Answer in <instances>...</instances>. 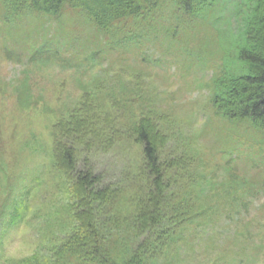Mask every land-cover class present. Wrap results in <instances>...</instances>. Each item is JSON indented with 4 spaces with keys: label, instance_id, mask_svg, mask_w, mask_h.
<instances>
[{
    "label": "rangeland",
    "instance_id": "1",
    "mask_svg": "<svg viewBox=\"0 0 264 264\" xmlns=\"http://www.w3.org/2000/svg\"><path fill=\"white\" fill-rule=\"evenodd\" d=\"M229 9L218 4L211 14L191 20L176 0H159L145 21L123 20L108 34L79 10H62L57 19L35 13L14 21L17 30L5 35V47L0 48V264H21L36 252L44 255L49 241L65 236L73 199L67 178L56 167L62 145L72 143L80 158L94 151L92 163L121 192L119 208L123 213L132 209V185L141 188L144 180L138 172L142 148L129 127L145 108L166 138L159 148L163 157L171 148L192 150L200 159L199 171L217 184L214 191L204 192L212 208L203 218H212L217 207L228 210L225 222L213 219L211 227L195 233L200 248L182 264H232L238 260L237 239L248 223L264 246V130L253 131L246 122L230 124L209 103L211 82L222 72L221 57H226L210 24L222 21L218 18ZM129 34L138 45L118 51L107 46ZM45 38L58 42L42 49L63 45L59 56H72L78 49L87 51L83 56L102 52L101 46L104 52L93 70L94 63H81L87 57L35 62L30 54ZM73 115L80 117L78 124L68 123ZM71 128L84 139H68L76 135L67 132ZM86 132L98 135L92 138ZM233 177L248 211L231 210L233 192L227 197L221 191L218 182ZM21 198L28 209L11 225L12 203ZM193 203L191 213L206 205L202 200ZM259 258L264 264V249Z\"/></svg>",
    "mask_w": 264,
    "mask_h": 264
},
{
    "label": "trees",
    "instance_id": "2",
    "mask_svg": "<svg viewBox=\"0 0 264 264\" xmlns=\"http://www.w3.org/2000/svg\"><path fill=\"white\" fill-rule=\"evenodd\" d=\"M158 1L0 0V46L5 47L6 34L17 30L14 21L28 14L40 13L51 16L50 19H57L62 10L77 9L97 30L108 34L123 24V20L145 21L151 16L148 11ZM218 4L230 7L222 19L218 18L222 21L210 24L217 29L219 43L226 57H221L223 70L211 82L209 103L214 113L230 124L246 122L253 131L264 130V0H176V6L191 20L211 14ZM44 27L45 24L42 25ZM56 42L55 39H43L37 54L30 55V58L33 61L41 58L48 62L87 57L81 62L83 64L85 61L94 63L103 52L101 46L102 52L97 50L84 56L87 51L82 49H78L77 52L81 53L77 55L76 52L72 56H59L58 53L55 56L51 52L52 47L41 48L46 43L57 45ZM138 44L139 40L129 34L126 39L118 36L107 46L118 51ZM151 114L150 108H145L129 127L134 142L142 148V164L138 172L143 176L139 179L144 180L141 188L132 185L136 188V201L132 209L123 213L119 208L121 192L119 194L116 185L92 163L94 151L87 150L80 158L72 143L62 145L55 158L57 170L67 178L68 195L73 199L69 226L62 230L65 233L63 238L49 241L44 255L36 252L21 260V264L187 263L184 260L189 261L190 253L200 248L195 233L202 229L204 231V226L211 227L210 221L213 219L225 222L228 216L226 207H217L212 210V218H203L212 208L208 207L204 192L208 193L210 188L214 191L217 184L199 171L202 165L192 150L177 151L171 148V153L164 154L167 158L163 157L159 148L166 138ZM74 116L68 123L78 124L80 117L74 119ZM67 132L76 134L69 135L68 139H84L78 137L79 132L75 129L71 128ZM89 134L92 138L98 135L86 132L85 136ZM218 183L222 186L221 191L228 194L227 197L233 192L231 210L243 208L248 211L243 193H240L241 185L237 187L235 177ZM255 199L256 196L252 197L251 203ZM195 200L205 201L206 205L201 203L199 211L191 213L189 209L195 208ZM12 204L14 213L10 214L9 222L15 225L22 220L21 213L28 209V203L21 198ZM245 215L239 218L244 219ZM251 227L253 225L248 223L237 239L239 244H236L235 252L238 260L232 264L262 262L259 256L263 254L264 246L258 240L260 233L256 234ZM41 257L45 260H40Z\"/></svg>",
    "mask_w": 264,
    "mask_h": 264
}]
</instances>
